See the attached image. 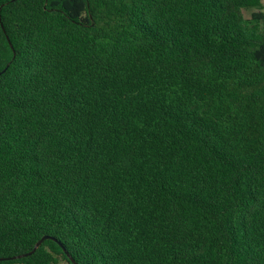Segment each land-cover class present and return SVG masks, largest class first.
Returning a JSON list of instances; mask_svg holds the SVG:
<instances>
[{"label":"trees","instance_id":"trees-1","mask_svg":"<svg viewBox=\"0 0 264 264\" xmlns=\"http://www.w3.org/2000/svg\"><path fill=\"white\" fill-rule=\"evenodd\" d=\"M262 10L0 0V264H264Z\"/></svg>","mask_w":264,"mask_h":264},{"label":"water","instance_id":"water-1","mask_svg":"<svg viewBox=\"0 0 264 264\" xmlns=\"http://www.w3.org/2000/svg\"><path fill=\"white\" fill-rule=\"evenodd\" d=\"M2 71H0V74H1ZM45 239H50V240H53V241H56V239L52 236H49V235H45V236H42L33 246V248L27 252V253H23V254H19V255H15V256H12V257H6V258H0V261L2 260H9V259H19V258H23V257H26V256H29L31 255L38 247L39 245L45 240ZM59 246L62 247V245L60 243H58ZM65 255L68 257V259L72 262V264H76L74 262V260L72 259V257L69 255V253L62 247Z\"/></svg>","mask_w":264,"mask_h":264},{"label":"rangeland","instance_id":"rangeland-1","mask_svg":"<svg viewBox=\"0 0 264 264\" xmlns=\"http://www.w3.org/2000/svg\"><path fill=\"white\" fill-rule=\"evenodd\" d=\"M262 9H264V0H262ZM264 11V10H262ZM249 15V11H245V16H248ZM63 264V263H62Z\"/></svg>","mask_w":264,"mask_h":264}]
</instances>
